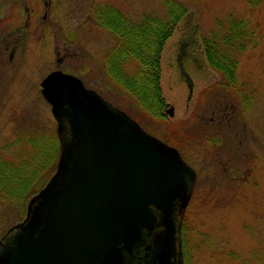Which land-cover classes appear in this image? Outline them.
Here are the masks:
<instances>
[{
  "label": "rangeland",
  "instance_id": "obj_1",
  "mask_svg": "<svg viewBox=\"0 0 264 264\" xmlns=\"http://www.w3.org/2000/svg\"><path fill=\"white\" fill-rule=\"evenodd\" d=\"M178 1L189 12L164 47L161 89L166 106L154 117L114 79L107 59L116 40L91 9L107 4L129 21L140 22L162 17V0H0V166L21 171L24 179L38 150L46 154L52 148L51 135H56L58 153V125L41 83L61 70L178 149L197 173L182 222L187 264H264V0ZM230 19L243 22L253 36L237 73L247 104L221 91L216 98L201 96L221 80L209 65L205 41L224 37ZM191 37L183 60L194 82L190 98L177 58ZM137 66L130 61L119 68L133 72ZM233 104L234 116L222 120L220 108L226 106L228 112ZM171 108L173 117L167 113ZM54 174L46 179V172L37 187ZM2 195L0 239L24 221L31 200L22 206Z\"/></svg>",
  "mask_w": 264,
  "mask_h": 264
},
{
  "label": "water",
  "instance_id": "obj_2",
  "mask_svg": "<svg viewBox=\"0 0 264 264\" xmlns=\"http://www.w3.org/2000/svg\"><path fill=\"white\" fill-rule=\"evenodd\" d=\"M177 58L190 98L194 82ZM57 122L60 156L26 219L0 239V264H124L144 232L164 228L158 264L179 256L197 174L180 152L148 134L78 77L53 71L41 83ZM167 113L173 117L174 108Z\"/></svg>",
  "mask_w": 264,
  "mask_h": 264
},
{
  "label": "trees",
  "instance_id": "obj_3",
  "mask_svg": "<svg viewBox=\"0 0 264 264\" xmlns=\"http://www.w3.org/2000/svg\"><path fill=\"white\" fill-rule=\"evenodd\" d=\"M162 2L165 9L162 17L148 16L140 22L129 21L118 9L107 4H98L91 9L99 25L110 31L116 40L107 59L110 70H114V79L120 82L121 87L134 96L137 103L154 117H160L166 106L161 89L163 50L179 23L188 16L189 12L188 6L178 0H162ZM252 40L253 36L249 35L243 22L230 19L224 37L222 36L219 41H205V53L209 65L220 74L221 80L206 89L201 96L216 98L217 91H221L225 97H232L235 101L238 98L244 104L248 103V97L246 94L243 95L244 91L237 83V73L239 60L247 52ZM130 61L138 63L136 70L122 72L119 67ZM206 99L210 101V98ZM225 107L220 108L221 112L218 111L223 116L222 120L225 116L231 117L236 113L234 104L228 112L225 111ZM210 108L209 110H212ZM212 112H208L210 120L213 118V115H210ZM214 114H218L216 110ZM51 136L52 148H49L46 154L38 150L39 155L36 156L35 163L27 166L29 170L23 174L24 179L20 177L21 171L19 173L15 169L0 166V197L5 199L2 195L4 193L23 206L24 202L32 199L45 187L48 183L46 179L55 173L57 166L56 135ZM198 136L202 139L201 134ZM58 153L60 155V146ZM46 172H49L48 177L37 187V182ZM8 178L11 180H7ZM7 184L10 186L5 187ZM22 194L23 197L19 198Z\"/></svg>",
  "mask_w": 264,
  "mask_h": 264
},
{
  "label": "flooded vegetation",
  "instance_id": "obj_4",
  "mask_svg": "<svg viewBox=\"0 0 264 264\" xmlns=\"http://www.w3.org/2000/svg\"><path fill=\"white\" fill-rule=\"evenodd\" d=\"M164 232L163 227H157L152 232L145 231L143 241L134 248L133 253H126L124 264H158L157 256L162 249ZM184 238L182 224L180 231L181 248L179 249V256L172 259L170 264H187Z\"/></svg>",
  "mask_w": 264,
  "mask_h": 264
},
{
  "label": "bare ground",
  "instance_id": "obj_5",
  "mask_svg": "<svg viewBox=\"0 0 264 264\" xmlns=\"http://www.w3.org/2000/svg\"><path fill=\"white\" fill-rule=\"evenodd\" d=\"M50 106H51V105H50ZM26 217H27V213H26L25 219H26ZM25 219H24V220H25Z\"/></svg>",
  "mask_w": 264,
  "mask_h": 264
}]
</instances>
